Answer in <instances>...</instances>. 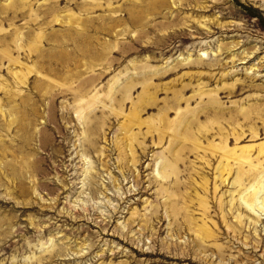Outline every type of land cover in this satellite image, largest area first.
I'll list each match as a JSON object with an SVG mask.
<instances>
[{
  "label": "rangeland",
  "instance_id": "1",
  "mask_svg": "<svg viewBox=\"0 0 264 264\" xmlns=\"http://www.w3.org/2000/svg\"><path fill=\"white\" fill-rule=\"evenodd\" d=\"M262 168L264 0H0V264H264Z\"/></svg>",
  "mask_w": 264,
  "mask_h": 264
},
{
  "label": "bare ground",
  "instance_id": "2",
  "mask_svg": "<svg viewBox=\"0 0 264 264\" xmlns=\"http://www.w3.org/2000/svg\"><path fill=\"white\" fill-rule=\"evenodd\" d=\"M139 40V39H138ZM133 41V40H132ZM137 41V39H136ZM132 43V42H131ZM135 46V44L133 45ZM136 47V46H135ZM138 48V47H137ZM228 156V155H227ZM229 157V156H228ZM245 157V156H244ZM240 159V158H239ZM248 159V157H247ZM226 160V159H225ZM233 160V159H232ZM241 160V159H240ZM238 161V160H237ZM243 161V160H242ZM257 162V161H256ZM223 162H221V165ZM246 165V163H245ZM227 166V164H226ZM225 166V168H226ZM249 166V165H248ZM239 170L241 169V167H238ZM224 169V167H223ZM244 169V168H243ZM255 169V168H254ZM225 170V169H224ZM229 170V168H228ZM249 171V170H248ZM223 171H221L220 173H222ZM252 174V173H251ZM223 175V174H222ZM253 175V174H252ZM264 168L262 169H258L256 170V174L254 177H252L251 179L253 180L251 185L248 188H245L243 186H241L242 184L239 181H243L245 178L243 177V180H239L238 178L236 181H233V187L234 184L237 183L239 185L238 189L235 191L237 195H240L244 192V194L242 196H239L238 200H241L243 207L248 210L251 211L252 214L256 215L255 216V221L258 222L259 218L261 217L262 213L264 214ZM246 177V175H245ZM260 177V179H258ZM250 179V177H249ZM250 179V180H251ZM246 180V179H245ZM244 180V181H245ZM243 181V182H244ZM236 188V187H235ZM262 192V197L260 198V193ZM213 193V191H212ZM234 193V192H233ZM260 200V201H259ZM231 203V201H230ZM230 205V204H229ZM232 205V204H231ZM221 207V206H220ZM231 207V206H230ZM217 212L221 213V210H218V208H216ZM264 217V216H263ZM258 219V220H257ZM222 221V218H221ZM255 223V222H254ZM254 223H252L254 225ZM235 229L240 227L241 225V219L239 216L236 217V222H235ZM239 225V226H238ZM238 226V227H236ZM222 234H225L224 232H222ZM207 239V238H206Z\"/></svg>",
  "mask_w": 264,
  "mask_h": 264
}]
</instances>
